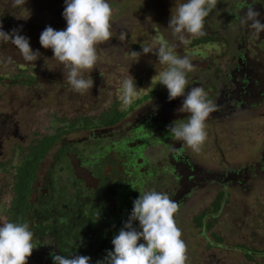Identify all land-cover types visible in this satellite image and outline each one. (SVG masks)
Instances as JSON below:
<instances>
[{
  "label": "flooded vegetation",
  "instance_id": "flooded-vegetation-1",
  "mask_svg": "<svg viewBox=\"0 0 264 264\" xmlns=\"http://www.w3.org/2000/svg\"><path fill=\"white\" fill-rule=\"evenodd\" d=\"M11 3L0 0L5 32L18 29L39 39L37 26H67L59 14L64 0ZM250 4L264 23V0H218L205 18L206 34H187V45L165 27V18L158 16L162 23L152 27L159 43L178 44L177 53L190 58L186 91L202 87L216 106L205 121L207 138L198 152L168 133L167 126L186 123L190 114L178 111L184 97L169 101L159 84L167 67L149 76L130 72L138 91L125 106L120 98L124 68L111 49L113 40L97 45L94 69L82 70L94 81L85 92L73 91L51 48L44 62H26L11 43H0V171L5 174L0 218L2 224L31 227L38 246L27 264H53L50 253L89 256L90 264L103 260L139 191L147 190L166 193L179 205L175 220L187 246L186 264H227L230 256L235 264L263 262L260 241L253 240V250L237 247L246 243L237 232L246 220L229 216L230 206L241 204L235 198L247 194L257 201L258 177L264 174L262 149L263 159L255 153L249 163L229 158L231 149L243 148L248 125L264 118V32L256 35L240 23ZM156 5L171 12L165 0ZM8 56L12 62L4 64ZM220 222L227 225L224 231ZM133 226L139 230L138 221ZM252 229L249 235L258 236Z\"/></svg>",
  "mask_w": 264,
  "mask_h": 264
},
{
  "label": "clouds",
  "instance_id": "clouds-1",
  "mask_svg": "<svg viewBox=\"0 0 264 264\" xmlns=\"http://www.w3.org/2000/svg\"><path fill=\"white\" fill-rule=\"evenodd\" d=\"M25 3L26 0H12L11 4L20 7ZM64 4L62 16L66 28L55 30L46 26L40 34L39 43L45 49L51 48L53 58L67 70L68 83L73 91L85 92L93 88L94 81L90 75L82 76L81 72L94 69L98 61L97 45L109 42L112 38L113 9L108 0H64ZM217 4L218 0H186L177 7L175 14L170 16L168 28L172 29L179 44L190 43L186 34L192 37L206 34L205 18ZM253 5L242 9L240 23L259 35L264 32V23L261 22L260 12ZM126 36L125 31L120 32L121 41ZM0 43H11L26 62H35L41 56L39 50L31 48L29 39L21 35L18 29L5 32L2 24ZM177 48L178 44L169 45L164 41L156 47L143 46L139 52L130 51L129 55L138 61L141 55L152 53L161 64L167 65L159 73V84L166 87L169 101L184 97L178 111L190 114L186 123L176 120L167 126L168 133L198 152L207 138L205 121L216 110V106L207 99L202 87H191L186 91L189 83L187 73L192 71L193 64L189 57L180 56ZM12 59L8 56L4 62L11 63ZM137 91L134 78L129 75L122 83L120 98L123 105H131ZM139 193L133 201L127 222L111 241L113 250L108 251L104 259L98 260L96 264H186L187 246L175 220L179 205L163 192L147 190ZM133 221L139 222V230L133 226ZM33 239L34 233L27 222H4L0 226V264H27L38 246L34 245ZM141 239L144 243H138ZM75 247H78L77 243ZM50 255L53 264H90L91 260L89 256L75 253Z\"/></svg>",
  "mask_w": 264,
  "mask_h": 264
},
{
  "label": "rangeland",
  "instance_id": "rangeland-1",
  "mask_svg": "<svg viewBox=\"0 0 264 264\" xmlns=\"http://www.w3.org/2000/svg\"><path fill=\"white\" fill-rule=\"evenodd\" d=\"M47 2H53V0H46V3ZM108 2L113 9L111 19V23L113 25L111 30L113 32V36L111 40H113L114 43H112L111 49L117 55L116 61L121 63L124 68L122 74H120L121 76L119 75L121 78L120 80L124 81L125 79H123V77L128 75L130 72L143 73V75L149 76L156 74L162 67H167L166 64H161L157 57L152 53L141 55L138 61L131 57L129 53L130 51L139 52L141 51V47L143 46H158L160 39L156 37L157 32L152 31L153 26H157L159 23H162L157 19L158 16L165 18V27L168 26L171 14L174 15L177 7L181 3L186 2V0H165V4L169 5L168 8L171 10V12L167 9L165 10V12L159 11L160 8L156 5L157 0H108ZM59 14H62L61 10L59 11ZM45 26L46 23H44V25H42L41 27L37 26V28L41 30L38 32L39 37L41 32L45 29ZM167 29L172 30L168 27ZM121 31H125L127 33L126 39H124L123 41L120 40ZM20 34L27 37L25 31L20 32ZM31 35L32 39L27 37L30 40V43H34L30 44V46L34 51L39 50V52L41 53L40 59L42 58V62H44V57L46 58L47 56H51V49H45L43 47H40V45H36V42L34 41L38 40L39 42V39L37 38V36H35V34L32 33ZM3 60H5V58ZM5 63L6 62H4V64ZM127 78L129 77L127 76ZM25 119L29 120V118ZM242 138L243 148L240 151H236L238 148H236L235 150L231 149L229 151V158L233 161L244 160L245 162L249 163L253 159L254 154L258 153L259 158L263 159L260 150L262 149V153L264 154V118H261L260 121H256L254 123L251 122L248 125L245 136H243ZM4 146L6 148H11L10 143L5 144L3 142V147ZM4 175L5 174L0 171V182L1 178L4 179ZM257 183L259 190H261L262 192L261 194L256 195L257 201H251V199L246 198L247 194H243L241 197L239 196L238 198H235V200L241 204H238V206H236V204L232 207L230 206L229 209L230 218L235 217L246 220L243 222L241 228L237 230V232L239 231V233L243 234V238H246L244 240L246 243H243L241 246H237L243 250H253V240L257 242L260 241V247L264 248V174L259 175ZM0 187H2L1 183ZM8 196L9 194H6V200H8ZM243 200L245 201V203L241 202ZM1 205L2 203H0V206ZM3 220L5 219L1 217L0 226H2ZM218 227L221 231H224L227 225L225 226V222H220ZM249 227H256L258 236H250L249 234H253L254 230ZM237 239L238 240H235V243L239 242V238ZM232 244L233 243H231V245ZM262 261L263 262L261 264H264L263 258ZM227 264H235L234 258L230 256Z\"/></svg>",
  "mask_w": 264,
  "mask_h": 264
}]
</instances>
